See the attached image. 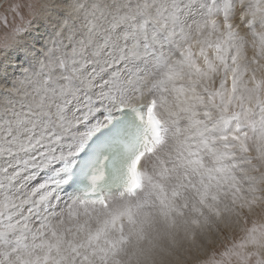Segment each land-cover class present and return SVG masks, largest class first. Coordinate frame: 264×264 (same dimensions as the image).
Segmentation results:
<instances>
[{
    "label": "snow or ice",
    "instance_id": "snow-or-ice-1",
    "mask_svg": "<svg viewBox=\"0 0 264 264\" xmlns=\"http://www.w3.org/2000/svg\"><path fill=\"white\" fill-rule=\"evenodd\" d=\"M0 264H264V0H0Z\"/></svg>",
    "mask_w": 264,
    "mask_h": 264
}]
</instances>
